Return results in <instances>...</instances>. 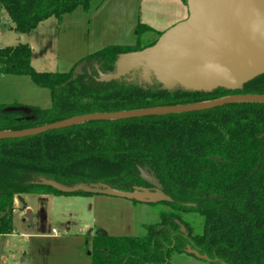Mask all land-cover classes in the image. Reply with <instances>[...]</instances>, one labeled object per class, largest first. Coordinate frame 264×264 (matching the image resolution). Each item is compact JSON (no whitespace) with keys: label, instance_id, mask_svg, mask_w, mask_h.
Returning a JSON list of instances; mask_svg holds the SVG:
<instances>
[{"label":"trees","instance_id":"16d2710c","mask_svg":"<svg viewBox=\"0 0 264 264\" xmlns=\"http://www.w3.org/2000/svg\"><path fill=\"white\" fill-rule=\"evenodd\" d=\"M91 3L0 0V7L10 16L13 29L27 34L52 17L61 20L79 8L89 11ZM143 28L158 37L162 34L146 24ZM157 39L145 46L140 41L136 46L112 45L84 61L99 65L104 72L113 71L119 54L144 49ZM32 57L29 44L0 47V74L29 76L36 86L50 90L51 106H26L31 111L25 113L5 111L19 104L0 103V131L35 128L99 112L264 94V74L234 91H167L159 85L145 89L125 80L100 82L95 67L84 74H76V66L68 72H40L33 67ZM140 167L160 180L173 201L159 202L168 209L157 223L143 224V235L94 236L92 264H171L175 253L198 257L193 250L213 264H264V102L94 120L0 140V235L14 231L18 196L35 192L72 195L37 184L40 177L67 185L106 183L126 191L138 186L153 190L140 177Z\"/></svg>","mask_w":264,"mask_h":264},{"label":"rangeland","instance_id":"374dc122","mask_svg":"<svg viewBox=\"0 0 264 264\" xmlns=\"http://www.w3.org/2000/svg\"><path fill=\"white\" fill-rule=\"evenodd\" d=\"M187 17L186 6L168 0H92L89 11L79 8L61 20L52 17L23 34L12 29L10 16L0 7V47L29 44L37 71L68 72L109 46H136L139 41L145 46L155 41L157 34L143 31L144 24L158 29ZM0 103L49 108L50 90L36 86L29 76L0 74ZM166 209L161 203L101 194L18 196L13 234L0 236V264H92L94 236L143 235V224L157 223ZM171 264L213 263L175 253Z\"/></svg>","mask_w":264,"mask_h":264},{"label":"water","instance_id":"95a60500","mask_svg":"<svg viewBox=\"0 0 264 264\" xmlns=\"http://www.w3.org/2000/svg\"><path fill=\"white\" fill-rule=\"evenodd\" d=\"M186 5L188 17L164 31L153 45L119 54L113 71L104 72L96 64L97 80H125L145 89L159 85L160 90L167 91L212 92L219 88L238 90L264 74V0H186ZM86 65V61L79 64L75 73L84 74ZM244 102H264V94H235L192 104L85 114L35 128L0 131V140L38 135L94 120L185 113ZM5 111L31 110L26 106H8ZM139 171L153 190L138 186L126 191L106 183L67 185L47 177H40L36 183L68 194H101L140 203L173 201L148 168L140 167ZM191 252L211 260L195 250Z\"/></svg>","mask_w":264,"mask_h":264},{"label":"crops","instance_id":"0c3cea01","mask_svg":"<svg viewBox=\"0 0 264 264\" xmlns=\"http://www.w3.org/2000/svg\"><path fill=\"white\" fill-rule=\"evenodd\" d=\"M168 1H172L173 3H178V5H179V7H181V6H183V7H187V5L184 3H182L181 2V0H168ZM185 5V6H184ZM179 20V19H178ZM176 21H173L172 23H170L169 25H161V26H158V29H155V28H153V30H155V31H157V32H161V33H163L164 31H166L167 29H169V28H171L172 26H174L176 23H175ZM177 22H179V21H177ZM42 23H44V22H42ZM41 23V24H42ZM40 24V25H41ZM39 25V26H40ZM38 26V27H39ZM151 27V26H150ZM13 29V28H12ZM37 29V28H36ZM33 58V57H32ZM11 234H13V233H11ZM11 234H8V235H11ZM57 234V233H56ZM55 233H54V235H56ZM0 236H7V235H0Z\"/></svg>","mask_w":264,"mask_h":264},{"label":"flooded vegetation","instance_id":"af4514ba","mask_svg":"<svg viewBox=\"0 0 264 264\" xmlns=\"http://www.w3.org/2000/svg\"><path fill=\"white\" fill-rule=\"evenodd\" d=\"M96 68V64H93V65H91V64H87L86 66H85V71H87L88 73H92V68ZM84 71V72H85Z\"/></svg>","mask_w":264,"mask_h":264},{"label":"built area","instance_id":"2783aa9c","mask_svg":"<svg viewBox=\"0 0 264 264\" xmlns=\"http://www.w3.org/2000/svg\"><path fill=\"white\" fill-rule=\"evenodd\" d=\"M54 233L56 234V231L54 230Z\"/></svg>","mask_w":264,"mask_h":264}]
</instances>
